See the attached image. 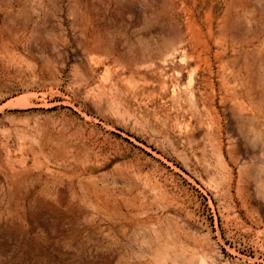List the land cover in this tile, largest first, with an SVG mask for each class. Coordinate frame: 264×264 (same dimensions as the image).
<instances>
[{
  "label": "rangeland",
  "instance_id": "obj_1",
  "mask_svg": "<svg viewBox=\"0 0 264 264\" xmlns=\"http://www.w3.org/2000/svg\"><path fill=\"white\" fill-rule=\"evenodd\" d=\"M0 264H264V0H0Z\"/></svg>",
  "mask_w": 264,
  "mask_h": 264
},
{
  "label": "water",
  "instance_id": "obj_2",
  "mask_svg": "<svg viewBox=\"0 0 264 264\" xmlns=\"http://www.w3.org/2000/svg\"><path fill=\"white\" fill-rule=\"evenodd\" d=\"M14 255H15V252H12V255H11V256H12V258H14Z\"/></svg>",
  "mask_w": 264,
  "mask_h": 264
}]
</instances>
